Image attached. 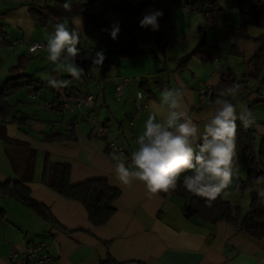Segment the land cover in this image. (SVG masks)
I'll return each instance as SVG.
<instances>
[{"label": "crops", "instance_id": "1", "mask_svg": "<svg viewBox=\"0 0 264 264\" xmlns=\"http://www.w3.org/2000/svg\"><path fill=\"white\" fill-rule=\"evenodd\" d=\"M58 1L69 3L70 8L85 6L84 12L93 20L63 14L50 18L43 26L34 18V12L47 14L45 8L54 7ZM189 1L0 0V35L4 38L0 42V183L18 182L43 210L41 213L10 195L0 194V264H9L7 258L12 252L40 242L49 246L54 264H101L108 258L116 264H264V238H251L235 223L188 218L184 213L187 200L182 197L149 196L139 181L123 185L116 177L114 153L107 149L105 140L94 135L91 124L71 113L49 112L42 107L44 103L72 99L91 88L95 121L110 128L124 150L120 156L127 160L149 114H164L160 110L163 89L184 90L187 111L202 129L215 108L211 95L219 94L216 90L221 75L228 70L246 91L226 98L236 105L238 115L245 108L251 113L254 122L247 128L258 146V140L264 137V131L257 128L264 126V78H249L248 63L260 48L255 40L264 35V29L248 25L249 39L235 40L225 30L226 26H239L232 3L214 0L217 9L207 6L199 12L186 8ZM260 5L264 9V0ZM130 9H139L140 18L150 10L166 12L170 28L161 39L168 44H156L153 35L131 16ZM79 19L82 28L77 58L89 66V71L78 64L84 71L76 80L63 67L53 71L46 48L29 54L28 47L35 43L46 45L54 32L53 25L66 21L74 27L73 21ZM117 22L120 31L113 40L110 31ZM15 41L21 44L9 49ZM201 43L206 53L211 49L214 56L218 54L215 66L202 53L191 55L182 66L177 63ZM134 46L138 57L119 54ZM100 50L105 56L103 63L91 65ZM19 63L21 68L12 75L10 69ZM14 76H30L46 83L40 88L34 85L8 89L24 83L23 79L9 82ZM50 77L67 80V87H50ZM125 79L128 82L122 96L116 99L114 88ZM205 85L209 86L206 92H200ZM138 91L146 97L147 109L143 113L135 110L133 98ZM131 118L134 131L129 127ZM236 124L243 123L237 119ZM235 150L239 162L238 152L242 151L237 144ZM46 158L52 163L68 164L73 185L103 178L119 190L113 202L115 213L105 225L93 226L79 202L65 199L42 183ZM188 174L191 173L184 175ZM245 176L246 167L239 174L234 172L224 192H245L247 183L243 191L235 187ZM224 192L220 195L223 199ZM230 203L240 211L237 199Z\"/></svg>", "mask_w": 264, "mask_h": 264}, {"label": "clouds", "instance_id": "2", "mask_svg": "<svg viewBox=\"0 0 264 264\" xmlns=\"http://www.w3.org/2000/svg\"><path fill=\"white\" fill-rule=\"evenodd\" d=\"M63 8L70 10L69 3L65 2ZM162 16L161 10H150L139 20V26L158 31V19ZM73 25L69 27L66 21L53 25L54 32L48 36L45 48L47 59L54 66L53 71L63 67L73 79L79 80L84 71L76 63L80 54L77 45L82 21L74 20ZM119 31L117 22L110 31L113 40ZM104 59V52L100 50L96 52L92 63L102 64ZM65 61L68 63L65 64ZM47 83L60 90L67 87L68 81L50 77ZM240 88V84H233L220 91L214 101V111L202 129L187 111L184 90L163 89L160 93V110L164 114H149L143 131L135 139L136 148L131 153L130 163L120 155L113 154L117 179L126 186L139 181L144 185L146 193L152 196L174 191L183 176L185 190L194 196L206 198L207 206L211 207L212 202L233 181L237 119L245 127L254 122L246 108L238 115L236 105L225 98L237 94ZM137 100H144L142 92L137 93ZM257 128L264 131V126L257 125ZM262 184L264 176L256 177L252 187L258 194L259 202L264 204V187H260Z\"/></svg>", "mask_w": 264, "mask_h": 264}, {"label": "trees", "instance_id": "3", "mask_svg": "<svg viewBox=\"0 0 264 264\" xmlns=\"http://www.w3.org/2000/svg\"><path fill=\"white\" fill-rule=\"evenodd\" d=\"M237 9V14L239 18V26L233 28L226 26L225 30L232 36L233 39H249L246 32V27L248 25L260 27L264 29V9H262L260 2L261 0H228ZM63 1H58L56 5L52 8H45L47 14L42 12H34L33 16L37 19L43 26H46L48 20L54 16L61 15H74L82 16L88 20H93L85 12V6H79L76 8H70V10H65L63 8ZM210 6L212 9H217V5L214 0H191L186 4V8L193 11L203 12L204 9ZM139 9H130L129 12L131 16L136 19L139 24ZM159 30L153 31L149 27L146 28L151 35L155 43L165 47L168 44L167 40H162L161 37L165 31L170 28L168 22V16L166 12H163V16L158 19ZM4 41L2 35H0V42ZM260 44L259 50L250 59L248 66L249 72L248 77L253 80H258L264 78V35L260 36L255 40ZM202 43L187 56L177 59V63L182 66L184 65L191 55L202 53L206 55V58L211 60L214 56L211 49L206 53L202 49ZM209 49V48H207ZM119 54L122 57L136 58L139 53L134 46L129 50H120ZM76 63L85 66V71H89V66L76 58ZM21 68V64L10 69V73L16 74L18 69ZM17 79H23L24 83L20 86H12L8 89H16L18 87L27 86L33 87L36 85L38 88L42 87L46 81L35 80L30 76H14L9 78V82H14ZM145 80H142L144 84ZM233 84H240V92L246 91V87L243 83H237L234 79L232 72L226 70L222 73L220 82L217 86V92L220 93L221 90H225ZM219 94L212 93L211 97L215 101ZM226 98V97H225ZM3 102V100H2ZM4 108V102L1 104V110ZM237 125V135L236 144L244 156V162L246 167V181H239L236 183L235 187L237 189H244L245 185L249 181L255 180L256 177L264 176V137L260 139V144L257 146L256 139L253 136V132L250 131L244 124ZM108 149V148H107ZM236 155L234 157L233 166L238 162V154L235 150ZM71 168L68 164L52 163L45 159L43 173H42V183L49 189L55 191L62 197L68 200L79 202L86 210L88 219L93 226H103L115 213V208L113 202L119 196V190L115 187H111L107 181L103 178L91 179L79 184H71L70 182ZM0 194H7L23 205L43 213L41 205H39L30 196L29 190L21 186L18 182L7 181L0 183ZM161 195L173 194L182 197L187 200V205L184 208L185 216L188 218H197L202 221H207L210 223H216L218 221H225L228 223H235L239 225V228L244 230L245 233L254 239L264 238V204L259 202V197L257 192L253 191L249 194V209L244 214L241 215L239 209L233 208L231 203L224 200L221 196H218L215 201L212 202V206L208 207L206 204V198L194 196L193 194L187 192L183 187L182 181H178L177 188L170 193H159ZM101 264H116L110 258Z\"/></svg>", "mask_w": 264, "mask_h": 264}, {"label": "built area", "instance_id": "4", "mask_svg": "<svg viewBox=\"0 0 264 264\" xmlns=\"http://www.w3.org/2000/svg\"><path fill=\"white\" fill-rule=\"evenodd\" d=\"M104 42H101L102 45ZM20 41H15L11 43L8 48H12L15 45H20ZM39 46V47H37ZM45 44L35 43L28 47L29 54H34L40 50L45 49ZM30 49H34L30 51ZM218 60V54H216L211 63L215 66ZM93 65V63L91 64ZM128 80H123L114 88V95L116 99H120L123 93V89ZM209 86H203L200 89V92H206ZM140 92V91H138ZM134 94V105L136 113H143L147 109L146 97L144 96L143 101L137 100V93ZM94 102V95L91 88H88L84 93L72 98V99H63L57 102L44 103L42 105L43 109L49 112H62V113H71L75 116H78L80 119L87 121L93 126L94 135L97 138L103 139L106 141L107 148L115 154H123V148L117 144L113 132L105 124H98L95 121L93 112L91 110L92 103ZM69 127V126H68ZM129 127L132 131L135 130V122L131 118L129 121ZM130 163V158L125 160ZM7 262L9 264H54V259L52 258L49 246L45 242H40L35 245H29L24 248L21 252H12L8 258Z\"/></svg>", "mask_w": 264, "mask_h": 264}, {"label": "rangeland", "instance_id": "5", "mask_svg": "<svg viewBox=\"0 0 264 264\" xmlns=\"http://www.w3.org/2000/svg\"><path fill=\"white\" fill-rule=\"evenodd\" d=\"M260 144V139L258 140V145ZM239 153V156H240V161L238 162V164L236 165L235 167V174H239V172L241 173V171L243 172L244 171V159H243V155L241 152H238ZM247 179V175L245 177H242L241 180L239 181H246ZM253 182L250 181V182H247V186H246V193L243 192V193H239L238 195L237 194H232L230 195V192H224V199H227L228 201L230 202H234L235 199H237L238 201V204L240 206V212L244 215L248 209H249V191H254L253 190ZM260 187H264V186H260ZM239 191H243V189L239 190ZM256 192V191H255Z\"/></svg>", "mask_w": 264, "mask_h": 264}]
</instances>
